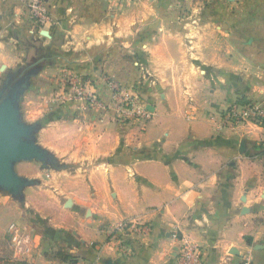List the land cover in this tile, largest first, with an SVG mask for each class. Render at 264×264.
Wrapping results in <instances>:
<instances>
[{
	"label": "crops",
	"instance_id": "obj_1",
	"mask_svg": "<svg viewBox=\"0 0 264 264\" xmlns=\"http://www.w3.org/2000/svg\"><path fill=\"white\" fill-rule=\"evenodd\" d=\"M27 1L0 0V83L38 66L29 81L51 96L75 73L104 107L33 112V88L22 96L60 165L19 162L35 183L21 200L0 190V264H178L174 234L202 264H264V128L223 126L233 106L264 105V0H47L43 26ZM109 80L134 88L149 119L117 121ZM123 221L145 232L109 242ZM13 222L30 237L24 256L9 253Z\"/></svg>",
	"mask_w": 264,
	"mask_h": 264
},
{
	"label": "built area",
	"instance_id": "obj_2",
	"mask_svg": "<svg viewBox=\"0 0 264 264\" xmlns=\"http://www.w3.org/2000/svg\"><path fill=\"white\" fill-rule=\"evenodd\" d=\"M130 2L133 0H121ZM27 7L33 20L38 26H43L51 21L47 0H28ZM61 86L56 94L51 95L50 100L54 103H71L82 101L94 108L104 107V100L99 98L96 91H92L89 82L75 73L63 72L60 75ZM111 91L112 102L118 105L116 109V120L121 122L131 121L137 118L149 119L150 113L143 105L134 88L125 87L112 80L108 81ZM254 123L264 128V105L245 104L233 106L223 116V126L234 128L244 123ZM145 232V226L136 221H123L108 228L109 242L124 244L127 232ZM12 248L16 256H24L29 251L30 237L21 232L15 223L9 226ZM182 244L179 253L178 264H202V250L200 246L188 239H181L174 234ZM63 264H77L73 261H65ZM240 264H254L251 255L242 256Z\"/></svg>",
	"mask_w": 264,
	"mask_h": 264
},
{
	"label": "water",
	"instance_id": "obj_3",
	"mask_svg": "<svg viewBox=\"0 0 264 264\" xmlns=\"http://www.w3.org/2000/svg\"><path fill=\"white\" fill-rule=\"evenodd\" d=\"M30 75L17 85L7 83L4 90L0 89V190L16 200H21L24 189L35 183L18 174L17 163L36 160L44 167H59L55 156L37 143L39 123H27L22 117L21 99Z\"/></svg>",
	"mask_w": 264,
	"mask_h": 264
},
{
	"label": "rangeland",
	"instance_id": "obj_4",
	"mask_svg": "<svg viewBox=\"0 0 264 264\" xmlns=\"http://www.w3.org/2000/svg\"><path fill=\"white\" fill-rule=\"evenodd\" d=\"M37 69H38V66H33V67H31V66H29V67H27V68H21V69H18L17 71L15 70L13 73H10L7 77H6V79L2 82V83H0V89L2 90L4 87H5V85L8 83L9 85H12V86H14V85H17L18 83H20V82H22V80H23V78L24 77H27L30 73H31V75L29 76V78L31 77H33V74L35 73V71H37ZM30 78V79H31ZM59 79H60V77H59ZM60 81V80H59ZM39 83L38 82H36V81H34V82H31V81H29V86H28V88L25 90V92L23 93V95H25V93H28L27 91H28V89H29V87H31V88H33V92H31V97H30V100H29V102H30V105L29 106H31L30 107V109H31V111H33V112H35L37 109H38V103H42L43 104V106L45 107V108H47V107H49L51 104L53 105V106H55V105H63V104H67V103H58V102H56V103H54V102H52L51 100H50V98H51V96H47V95H44L43 96V94L42 95H40L39 94V92H37V91H39V89H40V87H39ZM62 84H61V82H59V83H57V88H59L60 86H61ZM31 88H30V90H31ZM34 88H38V90H35ZM54 89L53 90V92H52V95L53 94H56L57 92H59L60 91V89ZM4 90V89H3ZM6 91V90H5ZM6 93V92H5ZM22 95V96H23ZM110 100V102H111V104H112V106H113V108H114V111H115V113H116V109H117V107H118V105L115 103H113L112 102V99L110 98L109 99ZM72 103V102H71ZM108 102H106V104H107ZM42 107V106H41ZM52 107V106H51ZM40 116H42V115H38V118H42V117H40ZM24 117V116H23ZM34 122V121H33ZM34 123H37V122H34ZM39 124H40V121H39ZM42 164V163H41ZM17 165V164H16ZM58 165V164H57ZM60 165V164H59ZM61 165H64V164H61ZM53 167V166H52ZM10 226V225H9ZM8 230H9V228H8ZM9 241V240H8ZM4 242H5V244L7 245L8 244V242H7V239H5L4 240ZM4 244V243H3ZM4 244V245H5ZM11 245H12V243H11ZM10 246V245H9ZM12 248V246H10L9 247V253L11 252V250H13V249H11ZM3 252H4V254H6V249H3ZM13 253V252H12ZM3 254V253H2ZM5 261H6V259H4ZM13 260H15V259H13Z\"/></svg>",
	"mask_w": 264,
	"mask_h": 264
},
{
	"label": "trees",
	"instance_id": "obj_5",
	"mask_svg": "<svg viewBox=\"0 0 264 264\" xmlns=\"http://www.w3.org/2000/svg\"><path fill=\"white\" fill-rule=\"evenodd\" d=\"M64 258L67 259V261H68V260L71 261V259H70V258L68 259V257H66V256H64ZM72 261H75V260H72ZM17 264H19V263H17Z\"/></svg>",
	"mask_w": 264,
	"mask_h": 264
}]
</instances>
